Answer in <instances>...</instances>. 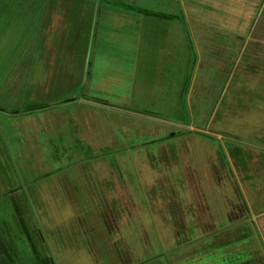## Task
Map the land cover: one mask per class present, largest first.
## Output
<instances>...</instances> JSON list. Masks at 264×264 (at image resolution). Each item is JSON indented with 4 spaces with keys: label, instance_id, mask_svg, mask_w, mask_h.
I'll return each instance as SVG.
<instances>
[{
    "label": "rangeland",
    "instance_id": "rangeland-1",
    "mask_svg": "<svg viewBox=\"0 0 264 264\" xmlns=\"http://www.w3.org/2000/svg\"><path fill=\"white\" fill-rule=\"evenodd\" d=\"M11 1L0 264H264V0H139L168 14L148 26L103 0L136 24L90 37L39 35Z\"/></svg>",
    "mask_w": 264,
    "mask_h": 264
},
{
    "label": "crops",
    "instance_id": "crops-1",
    "mask_svg": "<svg viewBox=\"0 0 264 264\" xmlns=\"http://www.w3.org/2000/svg\"><path fill=\"white\" fill-rule=\"evenodd\" d=\"M36 1H37V4L31 3L32 5H29L30 3H27L23 0L22 1L18 0L17 2L14 0V1H11L10 3L11 6L10 5L8 6L11 8L13 4L16 5L14 8H12L13 14L15 17L22 16L24 18H28V20H31L33 24H34L35 18H36L35 19L36 21H37V18L40 19L38 21L39 26L37 28L40 31V29H42L40 24L42 23L44 25L43 26L44 30L40 31L39 35H87V37H90L91 35H105L107 33L108 35L109 33L114 34L116 32L115 27L113 26V24L109 22L106 23L107 19L110 21L111 20H117V21L121 20V23L122 22L125 23L122 20V17L124 16L123 19H125V21H128L127 24L134 26L136 24L137 19L129 18L127 20L126 14L128 12L132 13L131 16H134V15L143 16L144 17L143 26H148L150 24L151 18L155 20H159V21H165V22L169 19V18L145 15L143 11H147V12L152 11L155 13H160V14H165V15H168V14L160 12L161 10L159 9L158 10L147 9L145 5L141 4L142 2H140L139 0H136V1L133 0L130 3L127 2V4L133 7H131V9L128 12L123 11L127 13L126 14L121 13L122 16L121 15L116 16L115 12L117 11H112V10H120V9L117 6L112 7V5H117L118 3H112L111 1H103V0H36ZM2 4L7 6V3H5V1H3ZM123 4L125 5L126 2H124ZM134 5L136 6L135 8H134ZM129 34L131 35V32H129ZM145 34L146 33H143V35ZM156 34L157 33L154 32L153 35H156ZM6 41L9 44V48H5L7 44L1 46L5 48L3 52L4 57L11 56L13 58L11 61V64L14 62L13 65H15L18 62L21 64L22 63L21 58L23 54L25 53L18 51L19 48L18 50H16L17 46H15V39L13 38L12 35H3L2 38H0V44L5 43ZM71 48L72 46H70L69 50L67 51L69 52V54H71ZM58 49L59 48H57L56 54H58ZM17 51L19 52V54H17ZM86 55L87 53H84L85 58H86ZM16 56L17 58L15 59ZM85 58L84 60H81L82 66L85 64ZM142 60H143V57L141 61ZM5 61H6V58H5ZM83 69L84 68H82V71H84ZM11 71H15V69H11ZM243 263H245V261H243L241 264Z\"/></svg>",
    "mask_w": 264,
    "mask_h": 264
},
{
    "label": "trees",
    "instance_id": "trees-1",
    "mask_svg": "<svg viewBox=\"0 0 264 264\" xmlns=\"http://www.w3.org/2000/svg\"><path fill=\"white\" fill-rule=\"evenodd\" d=\"M257 1V0H256ZM257 2H259L260 4H261V0L260 1H257ZM263 6H262V4H261V6H258V8H259V10H258V12H261V8H262ZM254 7H252V9H253ZM143 13L145 14V15H150V16H156V17H162V18H167L168 17V15H165V14H160V13H155V12H152V11H143ZM257 16V15H256ZM254 18H256V17H254ZM256 23V22H255ZM247 213H248V211H246ZM87 238L88 237H90L89 236V233L87 232ZM117 241H119V240H116L115 239V242H117ZM120 242V241H119ZM234 246H237V245H234ZM202 247H206V246H202ZM208 248H210V249H208V251L206 252V253H204V254H202V255H205V258L204 259H202V260H209V259H211V260H213V258H212V256H214L213 255V253L211 252L212 251V249H211V246H209ZM240 249H241V251L242 250H244L243 249V246H240L239 247ZM248 248H249V246L248 247H246V249L244 250V251H247L248 250ZM255 248H256V246H255ZM204 249L202 248V250H201V252L203 251ZM148 251H146V253H145V255L144 256H146V261H145V258H143V261L142 262H140V264H167V262H165V261H163V258L164 257H162L161 258V256H158V255H150L151 257H147L148 256ZM243 254V253H242ZM239 255H241V254H239ZM177 260V259H176ZM215 260V259H214ZM201 261V260H200ZM168 264H175V260L174 261H171L170 263H168Z\"/></svg>",
    "mask_w": 264,
    "mask_h": 264
},
{
    "label": "water",
    "instance_id": "water-1",
    "mask_svg": "<svg viewBox=\"0 0 264 264\" xmlns=\"http://www.w3.org/2000/svg\"><path fill=\"white\" fill-rule=\"evenodd\" d=\"M131 111H134V110H131ZM135 112V111H134ZM137 113V112H136ZM138 113H140V112H138Z\"/></svg>",
    "mask_w": 264,
    "mask_h": 264
}]
</instances>
